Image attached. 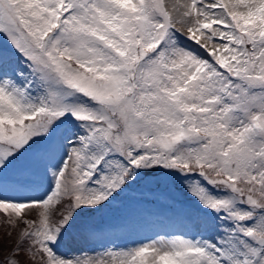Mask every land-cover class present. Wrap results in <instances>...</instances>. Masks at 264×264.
<instances>
[{
  "label": "rangeland",
  "instance_id": "rangeland-1",
  "mask_svg": "<svg viewBox=\"0 0 264 264\" xmlns=\"http://www.w3.org/2000/svg\"><path fill=\"white\" fill-rule=\"evenodd\" d=\"M255 201L264 0H0V264H264Z\"/></svg>",
  "mask_w": 264,
  "mask_h": 264
}]
</instances>
